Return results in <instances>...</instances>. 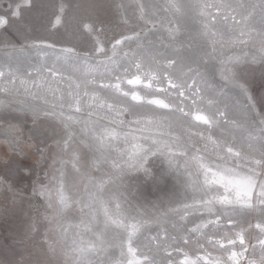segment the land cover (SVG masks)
I'll list each match as a JSON object with an SVG mask.
<instances>
[{
    "label": "rangeland",
    "instance_id": "1",
    "mask_svg": "<svg viewBox=\"0 0 264 264\" xmlns=\"http://www.w3.org/2000/svg\"><path fill=\"white\" fill-rule=\"evenodd\" d=\"M85 3L126 18L143 47L106 60L0 52V226L42 227L0 248V264H68L70 252L82 264H264V0ZM90 180L124 217L100 250L84 229L57 254L45 189L64 191L76 224Z\"/></svg>",
    "mask_w": 264,
    "mask_h": 264
},
{
    "label": "crops",
    "instance_id": "2",
    "mask_svg": "<svg viewBox=\"0 0 264 264\" xmlns=\"http://www.w3.org/2000/svg\"><path fill=\"white\" fill-rule=\"evenodd\" d=\"M73 1L0 0V52L20 54L30 59L32 55L44 53L56 57H78V60L85 57H92L90 60L104 57L106 60L111 56L123 55L139 45L143 47L142 43L134 41L139 33L128 31V21L123 16L94 15L86 10L89 4L85 0L83 3ZM78 60L75 61L77 64ZM24 67H27L26 64ZM33 228L42 227L27 225L24 230H16L14 226H0V248H12L11 243L22 241L21 232H31ZM17 232L20 234L17 235ZM35 238L45 243L48 241L47 235ZM23 239L30 242L32 236L24 235ZM50 241L51 249L58 254L62 250L58 235L51 233ZM23 251L24 248L19 247V252Z\"/></svg>",
    "mask_w": 264,
    "mask_h": 264
},
{
    "label": "clouds",
    "instance_id": "3",
    "mask_svg": "<svg viewBox=\"0 0 264 264\" xmlns=\"http://www.w3.org/2000/svg\"><path fill=\"white\" fill-rule=\"evenodd\" d=\"M156 149L153 144H148L147 148L143 152L141 159L147 162V159L152 155H155ZM74 177L70 176V180ZM45 195L47 199L42 207L45 208V212L51 209L50 214H46L44 219L50 225V231L54 235H58L59 239L68 243L71 237V232L76 230H84L90 233L94 238V247L87 249L89 253L98 251L102 248L103 238L105 234L110 230H115L119 227L117 223L124 217L125 208L120 200L119 195L113 192L103 182L89 181L85 188L84 193L76 203L80 206L79 223H68L65 216L64 207V191L57 189L56 196L50 195V190L45 189ZM75 239L72 238V243L69 247H72L73 252L76 248L73 247ZM83 251V250H81ZM70 260L68 264H82L78 261L72 253H69Z\"/></svg>",
    "mask_w": 264,
    "mask_h": 264
}]
</instances>
